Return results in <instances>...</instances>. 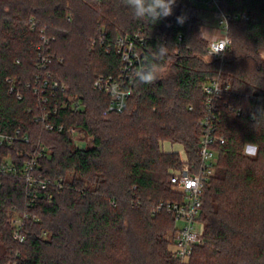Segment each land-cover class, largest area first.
Wrapping results in <instances>:
<instances>
[{
    "label": "trees",
    "instance_id": "16d2710c",
    "mask_svg": "<svg viewBox=\"0 0 264 264\" xmlns=\"http://www.w3.org/2000/svg\"><path fill=\"white\" fill-rule=\"evenodd\" d=\"M194 1L176 0L171 16L153 22L135 19L123 0H0V127L29 137L0 147V161L11 156L19 167L23 152L44 144L37 173L63 182L48 186L51 200L29 206L24 179L0 177V264L16 253L18 264L177 262L165 238L177 228L174 215L155 207L183 199L172 189L170 170L184 162L160 142L183 144L188 162L199 164L203 85L214 78L230 85L218 101L217 133L225 142L203 195L204 240L188 264H264V0H219L225 14L248 16L230 20L224 65L208 55ZM181 15L185 22L178 24ZM43 26L54 36L47 72L66 87L52 99L58 109L49 119L66 126L61 132L35 119L41 105L28 86L42 73L36 53ZM118 35L134 40L145 65L159 63L167 73L152 84L135 81L126 108L112 112L109 95L94 82L119 73ZM159 45L168 52L154 61ZM70 101L82 108L62 107ZM71 126L92 141L76 145ZM248 143L257 147L255 156L244 153ZM14 207L29 213L22 243L9 222Z\"/></svg>",
    "mask_w": 264,
    "mask_h": 264
},
{
    "label": "built area",
    "instance_id": "2783aa9c",
    "mask_svg": "<svg viewBox=\"0 0 264 264\" xmlns=\"http://www.w3.org/2000/svg\"><path fill=\"white\" fill-rule=\"evenodd\" d=\"M201 1L219 13L220 17L218 23L223 33L212 40H226L227 44L223 53L219 55L213 54L212 57H209L218 59L220 63L224 65L226 53L231 44V39L228 36L230 20L238 18L247 19L248 16L245 13L233 15L225 14L220 8L219 0ZM30 22L32 28L37 26V23L33 19H31ZM40 33L41 41L37 45L36 64L42 73L35 75L32 85L28 83V86H31L34 93L39 96L41 105V114L35 119L37 121H44L47 130H57L61 132L66 129V126L62 123L57 124L50 122L49 119L58 109V102L57 104H53L52 99L57 92L65 91L66 87L52 75V72H47L48 66L53 60L50 44L54 40V36L47 34L46 26L40 28ZM138 38H140V36ZM115 45L121 57L119 73L116 76L102 75L98 77L94 82V88L109 95L108 111L121 112L127 106L128 98L136 81L134 72L143 67L145 62L136 49L134 40L131 38L118 35ZM7 80L9 82L10 91L16 92L18 98H22V93L17 87L16 80L14 78H8ZM229 86V84H222L216 78L203 85L205 99L204 115L200 119L199 164L191 165L187 157H185V161L180 167L172 168L170 170L172 189L180 193L183 199L178 202H160L155 207L158 211L166 209L174 215L177 228L173 241L172 253L178 259V264H188L191 260L194 247L204 240V226L203 222L200 220L203 195L207 183L215 172L218 162L219 146L221 143L225 142L224 137L217 133L216 124L219 116L218 101L223 92L229 89ZM66 106H70L73 110L82 108L80 101L63 102L62 107ZM67 129L71 133L74 141L77 142L78 139L76 137L79 136L78 138H80L81 136L80 129L74 126L68 127ZM18 140L29 142V137L27 134H21L20 129H17L15 132H4L0 127V147L5 144H14ZM47 150L44 144H40L34 152H23L25 159L19 167L11 156H6L0 161V177L2 175H19L27 183L29 206H34L40 198L51 200L52 194L48 192L47 188L52 183H54L55 186L63 187V182L61 180L53 182L50 178L42 177L41 174L37 173L38 158L45 155ZM20 154H22V152ZM28 217V212L19 213L15 207L9 215L12 235L20 243L25 240L23 230ZM34 218L38 219L36 216H34ZM18 259L19 254L16 253V255L11 257V260L5 264H18Z\"/></svg>",
    "mask_w": 264,
    "mask_h": 264
},
{
    "label": "clouds",
    "instance_id": "9594fccd",
    "mask_svg": "<svg viewBox=\"0 0 264 264\" xmlns=\"http://www.w3.org/2000/svg\"><path fill=\"white\" fill-rule=\"evenodd\" d=\"M124 4L132 11L133 17L138 20H150L157 22L173 14V7L176 0H123ZM178 24L185 22L184 16L176 17ZM226 40H212L208 48V55H219L225 51ZM168 47L159 45L153 53V60L160 61L166 57ZM163 67L159 63L146 64L134 72V77L138 83L152 84L160 76Z\"/></svg>",
    "mask_w": 264,
    "mask_h": 264
},
{
    "label": "rangeland",
    "instance_id": "374dc122",
    "mask_svg": "<svg viewBox=\"0 0 264 264\" xmlns=\"http://www.w3.org/2000/svg\"><path fill=\"white\" fill-rule=\"evenodd\" d=\"M200 8L199 10V15L202 17L203 19V24H202V31H203V34L204 33V30H203V27L205 26V28H207L210 36L208 35V37H205L207 38L208 40V43L210 40H212L213 38H216L218 36H220L221 33H223V30L221 29V26L219 25L218 23V20H219V13L215 10H213L212 7H205L203 2L201 1H197L195 0L194 1ZM261 56L262 58H264V49L261 51ZM165 73H167V70L165 67H163V71L160 75H164ZM79 137V136H78ZM76 137L77 139V142L74 141V143L76 145H78L79 147H85L87 145V143H90V141H92V138L91 137H88L85 139V137H83L82 135L80 136V138ZM170 143V150L172 151H178L180 152L181 156H182V160L183 162L185 161L184 158L187 157V153L185 151V148L183 146V144H180V143H173L171 141H167V140H164V141H161L160 142V147L162 150H166V146L164 147V145L166 143ZM180 148V149H178ZM48 152V151H47ZM244 153L248 156H255L256 153H257V147L253 144H246L245 147H244ZM176 235V230L175 231H172V232H168V234H166L165 238L168 239L169 241V250L172 252V248H173V241H174V237ZM171 264H178L177 262H173Z\"/></svg>",
    "mask_w": 264,
    "mask_h": 264
},
{
    "label": "crops",
    "instance_id": "0c3cea01",
    "mask_svg": "<svg viewBox=\"0 0 264 264\" xmlns=\"http://www.w3.org/2000/svg\"><path fill=\"white\" fill-rule=\"evenodd\" d=\"M203 30H204V35L206 36V37H208V35L210 36V34H209V32H208V30H207V28H205V26L203 27ZM166 146V150H164V151H172V150H170V143L168 142V143H166L165 145H164V147ZM178 149H180V148H178ZM177 151V150H176ZM179 151V150H178Z\"/></svg>",
    "mask_w": 264,
    "mask_h": 264
}]
</instances>
